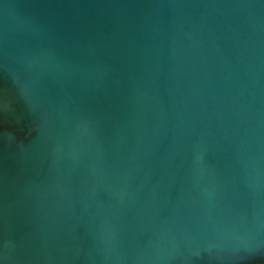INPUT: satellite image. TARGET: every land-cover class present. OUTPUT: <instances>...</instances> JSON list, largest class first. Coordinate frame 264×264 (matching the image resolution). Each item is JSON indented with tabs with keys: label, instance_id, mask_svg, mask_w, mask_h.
Wrapping results in <instances>:
<instances>
[{
	"label": "water",
	"instance_id": "95a60500",
	"mask_svg": "<svg viewBox=\"0 0 264 264\" xmlns=\"http://www.w3.org/2000/svg\"><path fill=\"white\" fill-rule=\"evenodd\" d=\"M0 264H264V0H0Z\"/></svg>",
	"mask_w": 264,
	"mask_h": 264
}]
</instances>
